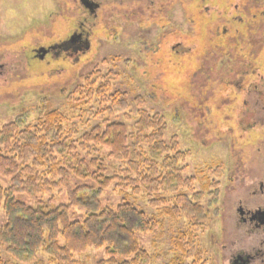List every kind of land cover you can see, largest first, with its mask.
Wrapping results in <instances>:
<instances>
[{
    "label": "rangeland",
    "instance_id": "1",
    "mask_svg": "<svg viewBox=\"0 0 264 264\" xmlns=\"http://www.w3.org/2000/svg\"><path fill=\"white\" fill-rule=\"evenodd\" d=\"M233 5L241 8L244 0H218L208 7L222 14L225 8L229 11ZM255 6L248 7L250 14L261 15L264 0H258ZM197 9L192 2L183 7L175 4L161 25L146 24L147 29L143 32L131 26L130 39L125 42L120 36L115 39L105 34L101 42H92L82 58L78 57L77 61L75 56L69 58L73 64L59 61L46 66L41 62H27L26 50L48 38L54 41L64 33L63 17L73 12L68 0H0V128L18 117L33 121L43 102L55 109L66 110L67 98L82 87L86 77L96 70L101 75L112 71L115 75L111 76L110 93H124L130 106L129 112L113 119L131 129L137 118L138 105H141L137 101L140 98L144 111L158 113L166 120V141L174 138L180 150L188 154L185 176L195 179L194 192L202 196L200 204L205 221L192 227L184 218L165 219L160 230L140 237V246L153 258L152 264H168L175 250L174 237L177 232L186 230L191 232L195 248L185 264H224L220 250L228 218L226 206L236 198L234 193L239 187L236 181L244 177L243 166L237 164L246 165L243 157L251 158L259 148L256 141L264 139V130L250 129L251 105L256 100V93L243 91L236 94L219 82L222 73L226 79L232 74L226 69V52H248L245 45L241 48V45L227 43L229 37L243 35L245 29L239 25L234 31L222 16L218 15L217 19L212 14L204 17ZM212 20L214 23L208 24ZM219 20L227 28V35L222 34L224 39H217L214 33L213 27L220 26L217 25ZM247 20L252 23L250 17ZM144 35H147L145 45L140 43V37ZM262 46L264 48V45L256 44L254 51L263 54ZM112 58H115L113 68L109 63ZM229 65L234 68L233 63L229 62ZM259 100L262 102L264 98ZM107 165L110 176L125 169L124 163L111 160ZM231 177L233 183L229 181ZM0 183L4 188L9 185L3 179ZM115 186L113 184L102 194L100 199L104 208H115L124 199V194L119 195ZM137 197H130L128 203L149 217L157 214L141 196ZM52 198L55 205L67 203L64 192L61 195L54 193ZM17 199L31 205L25 196H17ZM73 212L72 218L83 219L82 213ZM3 223L4 216L0 212V226ZM195 256L200 261L197 262ZM39 259L48 264L45 256L40 255ZM103 259L104 250H90L83 256L74 257L75 261L85 264H95Z\"/></svg>",
    "mask_w": 264,
    "mask_h": 264
},
{
    "label": "trees",
    "instance_id": "2",
    "mask_svg": "<svg viewBox=\"0 0 264 264\" xmlns=\"http://www.w3.org/2000/svg\"><path fill=\"white\" fill-rule=\"evenodd\" d=\"M96 71L67 98L66 110L43 102L33 121L18 117L0 128V179L9 183H0V264H44L40 255L48 264H85L74 257L90 250H104L95 264H152L140 237L160 230L165 219L184 218L192 227L205 221L195 179L185 176L188 154L174 138L166 141L164 117L144 111L139 98L131 129L113 119L130 106L124 93H110L115 74ZM109 160L125 169L110 176ZM113 184L125 197L104 208L100 198ZM63 192L67 203L55 205L54 193ZM137 196L157 214L128 203ZM73 211L83 219L72 218ZM173 243L168 264H185L195 248L191 232H177Z\"/></svg>",
    "mask_w": 264,
    "mask_h": 264
},
{
    "label": "flooded vegetation",
    "instance_id": "3",
    "mask_svg": "<svg viewBox=\"0 0 264 264\" xmlns=\"http://www.w3.org/2000/svg\"><path fill=\"white\" fill-rule=\"evenodd\" d=\"M190 2L204 17L209 14L216 16V19L222 16L234 31L239 25L245 29L243 35L235 34L228 40L226 38L229 45H241V48L245 45L248 52H226L228 60L226 69H230L229 73L232 74L226 79L222 73L219 82L233 89L236 94L243 91L256 93V100L251 105L253 113L250 129L263 132L264 101L261 102L259 98H264V58L259 59L262 53L254 50L256 44L264 45V10L260 11L261 15L250 14V8L256 7L258 0H244L241 8L233 5L230 6L229 11L224 7L222 14L220 11L212 10L213 7L211 10L208 7L210 4H216L218 0H68L73 12L70 11L71 15L63 17L64 36L62 34L54 41H49L48 38L45 42L33 44L26 50V61L41 62L46 66L55 65L59 61L70 62L69 58L74 56L77 61L78 57L82 58L89 51L92 42L95 43L98 40L101 42L103 35H111L115 39L120 36L125 42L130 39L128 31L131 26H136L143 32L147 29L146 24L154 27L161 25L166 14L173 11L175 4L179 3L183 7ZM249 17L252 23L247 22ZM210 23L214 21L208 24ZM218 24L220 26L213 27L214 33L217 39H224L222 34L227 35V28L221 21ZM146 39L147 35L141 36L140 43L145 45ZM262 50H264L263 46ZM262 56L264 57V51ZM114 60L115 58L109 59V63L113 64ZM229 62L233 63L234 68L230 67ZM209 69L211 71L212 67L209 66ZM249 95L251 96V94L247 96ZM238 97L242 102V96L238 95ZM263 141L264 139L256 141L255 145L259 148L251 154V158L243 157L246 165L237 164L239 167L243 166L241 169L244 177L236 181L239 185L234 193L236 198L227 202L228 207L226 206L228 218L227 224L224 222L225 228L222 235L224 243L220 250V258L226 262L224 264H264ZM229 181L233 183L232 177Z\"/></svg>",
    "mask_w": 264,
    "mask_h": 264
}]
</instances>
